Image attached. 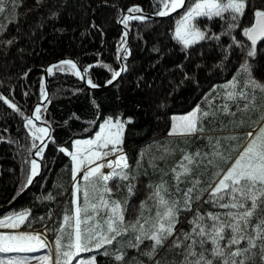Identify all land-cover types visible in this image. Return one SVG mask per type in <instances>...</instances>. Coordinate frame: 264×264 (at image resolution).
<instances>
[{"label":"trees","instance_id":"1","mask_svg":"<svg viewBox=\"0 0 264 264\" xmlns=\"http://www.w3.org/2000/svg\"><path fill=\"white\" fill-rule=\"evenodd\" d=\"M252 2L257 8L264 7V0ZM4 7L0 13V95L15 103L19 112L0 101V207L22 192L30 175L31 145L37 140L28 134L24 122L42 98L45 68L59 59H73L82 69L92 66L86 81L91 79L99 87L88 88L71 71L54 70L49 75V97L41 107L40 121L50 127V140L42 154V170L30 191L11 210L0 214L27 210L29 216L20 229L44 227L52 241L63 216L72 210L71 158L60 152L61 147L71 151L73 141L91 138L109 117L131 118L133 122L125 126L121 147L130 176L137 177L129 181L139 190L129 203L138 208L146 198L147 186L160 181L161 170L168 172L180 161L181 150H207V137L223 138L234 132L229 123L235 118L221 113L216 120L205 121L203 138L200 133L190 138L170 137L172 116L189 112L197 103L204 110L221 108L224 97L216 98L214 93L234 77L243 84L246 74L241 65L245 60L251 77L264 80V42L258 44L254 57H247V50L235 45L229 48L233 37L250 44L242 35V27L254 22L251 7L246 8L242 27L232 36L199 41L186 50L175 39L179 14L162 20L127 21L131 54L123 60L126 70L105 89L101 87L111 79V71L104 65L112 71L119 70V57L127 41L118 24L121 14L133 7L145 14H156L163 7L159 0H4ZM222 23L199 18L196 26L213 35L223 30ZM226 104L230 111H237L233 102ZM233 141L221 139V144L225 148ZM164 146L175 149V153L160 161ZM202 172L204 168L200 167L195 174ZM210 178L203 177L205 181ZM164 179L172 182L170 175ZM129 182H123L119 190L114 187L113 198L122 200ZM49 196L52 199H47ZM137 214L130 211L127 219L134 220ZM182 227H188L186 220ZM117 247L115 243L110 246ZM126 251V260L137 254L135 250ZM91 256L96 257L97 264H119L96 251L81 253L79 259Z\"/></svg>","mask_w":264,"mask_h":264},{"label":"snow or ice","instance_id":"2","mask_svg":"<svg viewBox=\"0 0 264 264\" xmlns=\"http://www.w3.org/2000/svg\"><path fill=\"white\" fill-rule=\"evenodd\" d=\"M159 3L163 9L156 15L162 17L185 6V0H159ZM248 7L253 8L254 22L242 27L241 17ZM4 11V0H0V13ZM141 11L139 7L128 9L129 13ZM199 18L222 21L223 30L219 34L208 35L196 26ZM143 19V16L123 17L125 23ZM238 27H242V35L250 44L233 37L229 48L235 45L246 49L247 57H254L258 41L264 42V7L257 8L252 0H195L187 6V11L177 23L175 39L186 50L199 41H219L221 36H232ZM89 67L81 72L69 59L50 66L46 71L49 75L54 70L71 71L83 79ZM104 67L111 71L108 84L126 70L112 71L110 66ZM241 70L246 74L243 84L234 77L225 85L223 92L224 98L235 104L236 112L230 111L228 104L214 110H204L197 105L188 114L171 118L168 136L190 138L200 133L203 138L205 121H214L221 113L235 117L237 112L248 113L249 110L259 113L255 121L260 125L258 131L245 134L250 139L234 160L231 155L225 156L221 139L233 141L237 139L235 135L207 137L204 146L207 150H181L180 161L168 172L161 170L160 181L147 186L146 198L138 208L129 203L139 191L136 184L129 181L137 177L130 176V166L121 147L125 126L133 122L131 118L113 121L109 117L99 125L93 138L73 141L72 151L61 147L60 152L71 157V204L74 210L65 214L63 224L54 230V259L51 253L31 259L37 264H73L79 254L96 251L119 264H264V104H256V92L264 94V84L251 78L247 60L241 65ZM87 83L92 88L98 86L91 79ZM41 96L48 99L43 81ZM241 100L244 101L242 105L239 103ZM0 101L13 112H19L17 105L3 95H0ZM20 115L24 116L22 112ZM33 116L36 120L41 119L40 106L35 108ZM243 124L241 119L239 126ZM24 128L28 129L34 141L40 140L42 145L44 138L49 136V128L36 126L31 118L25 117ZM228 147L231 151H238L234 145ZM31 149L36 150V156L44 153V146L36 143H32ZM174 153L175 149L164 146L159 159L163 161ZM111 156L115 159H108ZM30 165V175L24 187L32 184L39 172L40 166L35 159L30 161ZM152 166L156 167L155 164ZM105 167L110 170L108 173L102 171ZM200 167L204 172L195 174ZM81 171L83 175L79 178L84 181L83 185L77 183ZM169 175L171 183L164 179ZM209 175L210 180L205 181L203 177ZM123 182H129L125 184L126 196L122 200L113 198L114 187L119 190ZM78 193L82 194V203ZM130 211L138 213L134 220L127 219ZM28 216L27 210L15 213L0 219V227L18 228ZM185 220L187 228L182 227ZM114 243L119 247L111 249ZM49 247L52 245L39 234L0 235V253H34ZM126 250H135L137 254L126 260ZM0 264H29V257L13 256L0 260ZM77 264H97L96 257L78 260Z\"/></svg>","mask_w":264,"mask_h":264},{"label":"rangeland","instance_id":"3","mask_svg":"<svg viewBox=\"0 0 264 264\" xmlns=\"http://www.w3.org/2000/svg\"><path fill=\"white\" fill-rule=\"evenodd\" d=\"M194 2H195V0H189V3H187L186 8L176 17V26H177V23L180 21V19L185 14V12L187 11V6L193 4ZM162 9H163V7H162ZM122 24L125 25V22L123 21ZM125 55H126V53H125ZM254 80H256L260 84H264V80H258V79H254ZM224 90H225V86L220 87L219 89H217L215 91V93H214V95H215L214 97H216V98H220L221 97L222 98ZM245 91H250V89H245ZM256 96H257L256 104H258V105L259 104H264V94H261L257 90ZM227 101L228 100L226 98H224V101H223L222 104H226ZM207 103L211 104V103H214V102H211V103L207 102ZM239 103L243 104L240 101H239ZM198 104H200V103H197L189 112L193 111ZM189 112L184 113V114H175L173 116H183V115L188 114ZM258 116H259V113H253L251 110H249L248 113L237 112V115L234 117L235 118L234 119L235 123H229V125L232 124L233 125L232 128L234 129V132H230V134H233V135L237 136V139L235 140L236 142L233 141V143L231 145H234L238 149V151H231L229 149V147H228L230 144H226V146L224 148L225 149V152H224L225 156H228L229 154H231V156H232V158L234 160L237 157L238 152L243 150V147L246 145L248 139H250L245 134L248 133V132H253L255 134V132L258 131V128H259L260 125L255 123V121L258 119ZM249 118H251V119H249ZM241 119L244 120L243 126H239V121ZM38 127H41V126H38ZM235 129H236V131H235ZM94 135L91 138H93ZM85 139H89V138H85ZM85 139H77V140H85ZM39 141L40 140H37V144H38ZM227 142H229V140H227ZM72 150H73V148H72ZM123 152L125 154L124 150H123ZM108 159H115V156L108 157ZM102 171L104 173H106V167L104 169H102ZM82 175H83V172L81 171V173H79V175H78V180H77V183H79L81 185L84 184V181L79 178V177H82ZM72 185H73V181H72ZM78 196L80 197V202L82 203V194L78 193ZM72 210H74L73 205H72ZM15 213H17V212H10V213H8V214H6L4 216H1L0 219H5L6 217L11 216V215H13ZM62 224H63V221H62ZM20 226L18 228H15V229L0 227V235H18V234H34L35 235V234H39L45 240H47L48 243L50 245H52V247L40 249L39 251L34 252V253H14V252L13 253H0V260H7V259H9V258H11L13 256H28L29 257V264H37V261L32 260L31 257L47 255V254H50V253L53 255V259H54V241H52V240H50L48 238V236H47V234H46V232L44 230L45 229L44 227L43 228H38V229H35V230H22V229H20ZM79 258H80L79 256L74 258L73 264H77L78 260H87V259H79Z\"/></svg>","mask_w":264,"mask_h":264},{"label":"water","instance_id":"4","mask_svg":"<svg viewBox=\"0 0 264 264\" xmlns=\"http://www.w3.org/2000/svg\"><path fill=\"white\" fill-rule=\"evenodd\" d=\"M187 2H188V0H185V6L184 7H181L179 9H177L176 11L171 12L169 15H166V16H163V17L159 16V15H156V14H145V13H142V12H139V13H129L128 11L123 12L121 14L119 20H118V24L124 30V32L126 33L127 41H126V45H125V47H124V49L122 51V55L119 57V62H120L119 70L123 68V60L127 59L130 56V54H131V52H130V31H129V29L126 26V23H125V25L122 24V22L124 21L123 17L124 16H143L145 18V19H143L144 21H147V20H162V19H166V18H171V17H175L178 14H180L186 8ZM260 43H262V42L258 41V44H260ZM125 53H126V55H125ZM64 60H69V59H59V60H57L55 62H52L45 68V70L43 72V84H44V90H45V92L47 94V98L49 97V88H48V77H49V74L47 73L46 70L50 66L58 64L60 61H64ZM70 60H72L73 62L76 63V61H74L73 59H70ZM77 70L83 72V69L78 64H77ZM118 78L119 77H117V79L115 81H113L112 84L106 83L101 88L105 89V88H108V87L112 86L113 84H115L117 82ZM79 79L88 88H92L90 85H88V83L86 81V76L83 79L81 77H79ZM96 88H99V87H96ZM47 101H48V99L44 100L43 98H41V100L38 103L35 104V106L33 107L32 111H31V113H30V115L28 117V118H31L33 120V122H35L39 126L49 128V136L44 138V144L42 145L41 141H39L38 144H37V146H44V148H45V146L47 145V143L50 140V127L46 123L41 122L40 120H36L35 117L33 116V112H34V110H35V108L37 106H40V108H41L42 106H44L46 104ZM35 151H36L35 149H32L31 158L35 159L37 161V163L39 164V166H40L38 174L33 178L32 184H30L27 187H25L22 190V192L11 203L0 207V214H2L4 212H7L8 210H11V208H13V206L16 205L30 191L32 185L34 184L35 180L37 179L38 175L40 174V172L42 170V156H36L35 155Z\"/></svg>","mask_w":264,"mask_h":264},{"label":"bare ground","instance_id":"5","mask_svg":"<svg viewBox=\"0 0 264 264\" xmlns=\"http://www.w3.org/2000/svg\"><path fill=\"white\" fill-rule=\"evenodd\" d=\"M155 148V147H154ZM139 149V148H138ZM156 149V148H155ZM145 150V149H144ZM143 150V151H144ZM139 151V150H138ZM141 152V151H140ZM141 153H143V152H141ZM156 153V152H155ZM160 153V152H159ZM145 154V153H144ZM151 154V153H150ZM148 155V154H147ZM150 158V157H149ZM153 158V157H152ZM158 158V157H157ZM154 160V159H153ZM153 160H150V161H153ZM161 161V160H160ZM157 162H158V160H157ZM156 164V163H155ZM153 168V167H152ZM110 170L109 169H106V173H108Z\"/></svg>","mask_w":264,"mask_h":264},{"label":"built area","instance_id":"6","mask_svg":"<svg viewBox=\"0 0 264 264\" xmlns=\"http://www.w3.org/2000/svg\"><path fill=\"white\" fill-rule=\"evenodd\" d=\"M106 169H108V168H106ZM105 171V170H104Z\"/></svg>","mask_w":264,"mask_h":264}]
</instances>
